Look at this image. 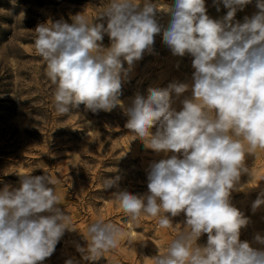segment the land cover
<instances>
[{"label": "clouds", "instance_id": "9594fccd", "mask_svg": "<svg viewBox=\"0 0 264 264\" xmlns=\"http://www.w3.org/2000/svg\"><path fill=\"white\" fill-rule=\"evenodd\" d=\"M221 2L228 11L217 20L207 14L205 0H175L165 26L152 0H108L94 20L78 13L71 23L61 19L34 30L35 52L55 85L57 115L80 105L93 114L119 107L127 117L124 127L146 149L165 157L173 153L149 165L145 194L120 190V175L102 184L105 191L117 189L115 202L130 224L145 215L157 227L170 228L171 218L184 214L183 229L151 257L154 264H264V248L240 241L249 218L230 201L233 191L247 188L241 174H254L245 166L246 156L264 149V0H257L259 11L243 23H234V17L251 0H214ZM161 33L174 56L194 58L192 83L150 87L146 97L137 94L125 103L122 80ZM105 34L109 47L99 43ZM189 89L192 95L178 111L175 99ZM56 184L46 173L26 174L19 187L0 189V264H42L66 230L76 231L58 207L60 198L50 187ZM261 205L264 192L252 203L253 212ZM86 231L87 247L77 245V251L88 261L117 249L125 234L122 226L102 219ZM202 234L204 246L197 244ZM254 240L264 245V236Z\"/></svg>", "mask_w": 264, "mask_h": 264}, {"label": "rangeland", "instance_id": "374dc122", "mask_svg": "<svg viewBox=\"0 0 264 264\" xmlns=\"http://www.w3.org/2000/svg\"><path fill=\"white\" fill-rule=\"evenodd\" d=\"M107 3L108 0H0V189L5 185L19 187L20 175H50L57 180L50 187L60 198L58 207L70 216V227L76 229L65 231L53 255L42 264H65L67 260L73 264H154L151 257L163 253L183 229V213L171 218L170 228L157 227V221L145 215L138 224H130L115 202L113 193L117 189L105 191L102 187L105 177L120 175V190L145 194L149 165L173 153L165 157L163 152L146 149L124 127L127 117L119 107L93 114L80 105L67 115H57L55 85L46 75V63L35 52L34 30L38 24L61 19L71 23V17L78 13L94 20ZM256 4L257 0H251L237 11L236 19L244 22L245 17L253 16L259 11ZM205 6L210 18L219 20L225 16L227 8L223 3L205 0ZM168 19L169 16L162 17L160 22L166 26ZM99 43L109 47L111 41L105 34ZM121 59L127 68V62ZM193 59L189 54L174 56L164 44L162 33L156 35L151 51H146L122 80L120 99L129 103L137 94L146 97L150 87L164 88L172 82L191 84ZM191 95L189 89L175 99L173 106L181 110V101ZM245 166L254 174H241L240 184L247 188L233 191L230 201L249 218L248 225L241 229L240 241L264 248L254 240L256 234L264 236V205L252 210V203L264 192V149L247 155ZM97 219L122 226L125 234L117 249L97 261H88L77 251V245L87 247V227ZM206 243L207 234H202L197 244Z\"/></svg>", "mask_w": 264, "mask_h": 264}, {"label": "built area", "instance_id": "2783aa9c", "mask_svg": "<svg viewBox=\"0 0 264 264\" xmlns=\"http://www.w3.org/2000/svg\"><path fill=\"white\" fill-rule=\"evenodd\" d=\"M214 1V0H213ZM152 2L153 3H156L158 6H159V8L163 11V12H165V13H163V12H159L158 13V16L160 17V18H162V17H165V16H168L167 14H166V12H167V9H168V6H172L173 4H174V2H175V0H152ZM222 3V2H221ZM221 3H219V4H221ZM227 9H224V14L226 15V13H227ZM238 20L236 19V17H234V23L235 22H237ZM238 22H240V23H243L242 21H238Z\"/></svg>", "mask_w": 264, "mask_h": 264}]
</instances>
